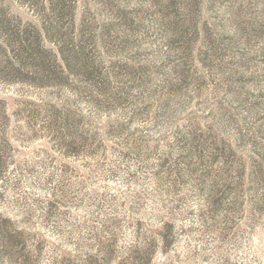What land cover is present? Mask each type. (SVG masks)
I'll list each match as a JSON object with an SVG mask.
<instances>
[{
    "label": "rangeland",
    "instance_id": "374dc122",
    "mask_svg": "<svg viewBox=\"0 0 264 264\" xmlns=\"http://www.w3.org/2000/svg\"><path fill=\"white\" fill-rule=\"evenodd\" d=\"M4 5L35 25L52 14L44 0ZM74 5L76 35L90 27L91 56L120 100L101 104L74 76L0 81L11 146L0 223L26 244L19 256L0 250V264H132L147 247L150 264H264V0ZM188 23L184 55L176 32ZM52 104L84 117L80 153L28 112ZM204 143L213 155L201 162Z\"/></svg>",
    "mask_w": 264,
    "mask_h": 264
},
{
    "label": "trees",
    "instance_id": "16d2710c",
    "mask_svg": "<svg viewBox=\"0 0 264 264\" xmlns=\"http://www.w3.org/2000/svg\"><path fill=\"white\" fill-rule=\"evenodd\" d=\"M44 1L50 6L52 14L41 13L43 15L40 24L35 25L24 21L18 15H9V8L4 5L6 0H0V81L8 84L27 82L43 87L64 83L70 76H74L86 82L87 91L97 90L101 94V104L119 101L120 91L112 87L109 74L104 72L101 64L91 56L89 47L93 39L85 35L89 33L90 27L85 31L86 26L83 25L81 34L76 35L75 0ZM23 2L33 6L41 0ZM192 32H195V26L191 23L177 28L178 42L181 43V53L184 55L190 49L188 35ZM133 72L130 71L131 74ZM122 93L123 90L121 95ZM28 112L31 117L45 118L43 128L65 151L78 154L89 145L88 133L83 128L84 117L72 107L52 104L42 109H28ZM7 121V104L0 100V174L7 165L4 159L5 149L11 147L6 135ZM192 140L196 143L199 141L195 138ZM208 150L209 147L204 143L198 154L196 153L198 160L202 162L206 157L213 155L206 154ZM166 234L162 235L164 242L168 236ZM23 235V232L11 231L9 221L3 220L0 223L1 253L19 256L20 252L26 249ZM151 254V247L143 251L135 250L130 256L131 263L150 264Z\"/></svg>",
    "mask_w": 264,
    "mask_h": 264
}]
</instances>
